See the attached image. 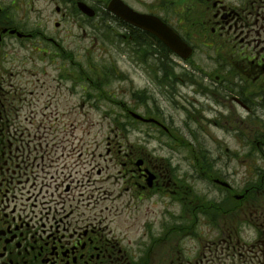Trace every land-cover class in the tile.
<instances>
[{
    "label": "flooded vegetation",
    "instance_id": "obj_1",
    "mask_svg": "<svg viewBox=\"0 0 264 264\" xmlns=\"http://www.w3.org/2000/svg\"><path fill=\"white\" fill-rule=\"evenodd\" d=\"M67 23L98 50L88 61L132 72L74 70ZM102 104L106 150L89 130ZM261 106L264 0H0V264H264V167L241 193L229 172L202 189L168 148Z\"/></svg>",
    "mask_w": 264,
    "mask_h": 264
},
{
    "label": "rangeland",
    "instance_id": "obj_2",
    "mask_svg": "<svg viewBox=\"0 0 264 264\" xmlns=\"http://www.w3.org/2000/svg\"><path fill=\"white\" fill-rule=\"evenodd\" d=\"M64 25L65 27L63 28V30H65V28L66 30H68L66 43L67 47L70 48V52L72 54L73 69L89 70V67L93 66L92 64L94 62L88 61L86 57H92L94 54H97L98 50L96 48L92 49L90 48V46L88 49L85 44L75 40L82 37L83 32L80 29H75L74 24L72 25L70 23H67ZM89 39H93L92 36H89ZM20 53L24 56H28L33 52L30 47H25V50L21 51ZM99 53L101 52L99 51ZM105 58L107 60L106 64L102 66V68L105 70H109L110 64H112V67L114 69L117 68L127 73H131L133 70V63L129 60L128 57L120 58V60H113L109 59L108 57ZM111 79L112 77H109L102 80V82H110ZM119 84L120 82H116V80H113L112 83H109L108 85L109 88H111L112 86H116ZM114 92H117V90ZM103 97H105V93L103 94ZM184 101L187 102V99L184 98ZM178 102H181L180 105L184 103L180 100H178ZM179 109L183 110L181 107H177V105H169L167 107L168 112L176 115L175 118L178 116H182ZM255 112L256 117H244L240 111L232 109L231 125L227 124L226 127L222 128V123L220 121V124L217 125V128L211 129L209 125H204L205 129L203 128V131L208 137L201 134L200 139L198 141H195L193 145L190 143V141L187 140L180 142L170 140V142L168 143V148H173V144L178 145L179 143V150L182 153V156L178 158H182L184 160L182 164H184L185 173H190L191 176H194L192 180H195L196 187L204 189L203 187L208 186L209 177L207 175L209 174L218 175L222 172H229L232 174V181L235 184L234 186L237 188L235 190L241 193L242 190L239 188L245 185V179L248 176L247 171L253 170L250 169L251 167H254L255 169L264 167V136L261 138H257V140L256 138H253L254 135L264 134V106L260 107L258 113L257 110H255ZM112 114V109L107 108L102 104V109L93 111V114L91 116V118L95 122L94 125L89 126V130L92 133V139L96 138V141H98V143L100 144L101 149L104 150L107 149L109 141H111L108 139V136L109 132H111L109 130V123L111 122L110 115ZM100 116H103V121L100 119ZM98 121L102 122L104 127L103 130H100V122ZM177 122L180 126H183V119H181L180 117L177 118ZM191 126L196 128V125L193 123ZM229 129L232 130L233 133L234 131L239 129H241L242 131L239 130L241 134H234L232 138L229 139ZM113 145L114 142L112 141V145L110 147L113 148ZM151 145L159 146V142L155 140L151 143ZM227 149H229L230 157L232 155V158L227 157ZM190 150L192 152V156L190 155ZM198 157L200 159L199 164L196 163ZM214 157H216L218 161L214 160ZM169 159H171V155H169ZM176 163L177 160L174 159L172 164L176 165ZM194 166H196V169L194 168ZM204 195L208 196L207 193ZM204 195L203 193L201 194V199L207 200ZM232 202H234V199L232 200ZM221 208H224V202H222ZM185 242H187L186 245H188L189 240L185 239Z\"/></svg>",
    "mask_w": 264,
    "mask_h": 264
},
{
    "label": "water",
    "instance_id": "obj_3",
    "mask_svg": "<svg viewBox=\"0 0 264 264\" xmlns=\"http://www.w3.org/2000/svg\"><path fill=\"white\" fill-rule=\"evenodd\" d=\"M158 34L176 51L182 52L185 45L183 42L171 31L168 34L166 32H159Z\"/></svg>",
    "mask_w": 264,
    "mask_h": 264
}]
</instances>
